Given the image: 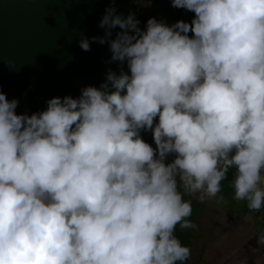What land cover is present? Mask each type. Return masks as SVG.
Instances as JSON below:
<instances>
[{"label": "clouds", "instance_id": "obj_1", "mask_svg": "<svg viewBox=\"0 0 264 264\" xmlns=\"http://www.w3.org/2000/svg\"><path fill=\"white\" fill-rule=\"evenodd\" d=\"M172 4L191 22L106 9L91 40L122 29L121 71L100 87L31 115L0 92V264H183L185 197H216L229 169L234 198L264 207V0Z\"/></svg>", "mask_w": 264, "mask_h": 264}, {"label": "water", "instance_id": "obj_2", "mask_svg": "<svg viewBox=\"0 0 264 264\" xmlns=\"http://www.w3.org/2000/svg\"><path fill=\"white\" fill-rule=\"evenodd\" d=\"M109 7L139 21L136 0H0V92L18 100L17 114L43 111L53 97H79L109 70L121 71L109 41L122 29H111L104 43L91 40L106 37L100 22ZM84 38L89 51L80 47Z\"/></svg>", "mask_w": 264, "mask_h": 264}, {"label": "rangeland", "instance_id": "obj_3", "mask_svg": "<svg viewBox=\"0 0 264 264\" xmlns=\"http://www.w3.org/2000/svg\"><path fill=\"white\" fill-rule=\"evenodd\" d=\"M136 3L145 26L153 17L168 25L177 22L169 20L170 13L179 9L172 0ZM185 198L200 206L191 221L196 226L190 227L193 235L190 264H264V245L257 244V238L264 234V209L250 210L246 201L236 200L222 187L216 197L203 202L196 196Z\"/></svg>", "mask_w": 264, "mask_h": 264}, {"label": "trees", "instance_id": "obj_4", "mask_svg": "<svg viewBox=\"0 0 264 264\" xmlns=\"http://www.w3.org/2000/svg\"><path fill=\"white\" fill-rule=\"evenodd\" d=\"M136 2H138V0H136ZM137 4V3H136ZM140 7L137 5V11H138V18H139V22H140V28L146 29V26L144 25L142 16L140 15ZM182 17H186L189 20H186V22H191L192 18L194 17V13L191 11H188L187 9L184 8H180L178 10H175L174 12H171L169 15V20L170 21H181L180 18ZM189 35H191V33H189ZM145 141L148 142L149 144H152V146L155 148V143L153 140V133L151 130L148 131H141ZM171 156L169 157V161L171 160ZM234 175H235V170L234 169H229L226 178L221 182V187L224 190V192L229 193L230 195L234 196V188L232 186V182L234 179ZM200 206H198L197 204L192 205V214L190 217H188V219L190 221H192L193 216L199 211ZM264 209L263 207L261 208V210ZM175 235L181 240V242L188 246L190 248V250L192 249V238L193 235L190 232V228H180L179 225L176 226V230H175ZM183 264H190V257L188 260L184 261Z\"/></svg>", "mask_w": 264, "mask_h": 264}]
</instances>
